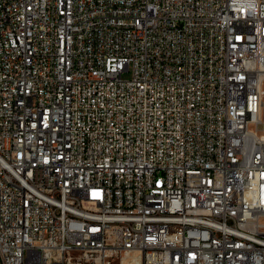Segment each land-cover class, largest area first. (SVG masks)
I'll return each mask as SVG.
<instances>
[{
    "label": "built area",
    "instance_id": "1",
    "mask_svg": "<svg viewBox=\"0 0 264 264\" xmlns=\"http://www.w3.org/2000/svg\"><path fill=\"white\" fill-rule=\"evenodd\" d=\"M260 126L264 0H0V264H264Z\"/></svg>",
    "mask_w": 264,
    "mask_h": 264
},
{
    "label": "bare ground",
    "instance_id": "2",
    "mask_svg": "<svg viewBox=\"0 0 264 264\" xmlns=\"http://www.w3.org/2000/svg\"><path fill=\"white\" fill-rule=\"evenodd\" d=\"M261 129H264V126H260Z\"/></svg>",
    "mask_w": 264,
    "mask_h": 264
},
{
    "label": "rangeland",
    "instance_id": "3",
    "mask_svg": "<svg viewBox=\"0 0 264 264\" xmlns=\"http://www.w3.org/2000/svg\"><path fill=\"white\" fill-rule=\"evenodd\" d=\"M126 77H129V76H126Z\"/></svg>",
    "mask_w": 264,
    "mask_h": 264
}]
</instances>
